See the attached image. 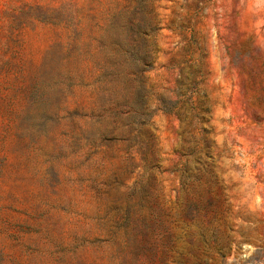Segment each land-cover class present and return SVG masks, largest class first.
Segmentation results:
<instances>
[{
	"label": "rangeland",
	"instance_id": "374dc122",
	"mask_svg": "<svg viewBox=\"0 0 264 264\" xmlns=\"http://www.w3.org/2000/svg\"><path fill=\"white\" fill-rule=\"evenodd\" d=\"M213 2L0 0V264H264V0Z\"/></svg>",
	"mask_w": 264,
	"mask_h": 264
},
{
	"label": "crops",
	"instance_id": "0c3cea01",
	"mask_svg": "<svg viewBox=\"0 0 264 264\" xmlns=\"http://www.w3.org/2000/svg\"><path fill=\"white\" fill-rule=\"evenodd\" d=\"M212 8L220 9L226 14L238 12L240 10V0H217V2H213Z\"/></svg>",
	"mask_w": 264,
	"mask_h": 264
}]
</instances>
